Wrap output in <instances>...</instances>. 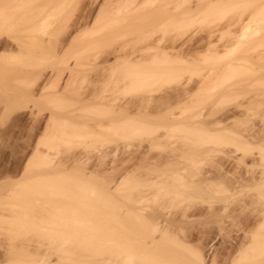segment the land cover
<instances>
[{
    "label": "bare ground",
    "instance_id": "obj_1",
    "mask_svg": "<svg viewBox=\"0 0 264 264\" xmlns=\"http://www.w3.org/2000/svg\"><path fill=\"white\" fill-rule=\"evenodd\" d=\"M226 1H230L228 4H230V3L233 4V2L235 4V0L234 1L226 0ZM226 1L225 0H0V78H1L0 95L3 99V101L5 102V104H7L8 106L10 105V107L16 108V106H18V108H19V106L21 107L27 103L28 104L32 103L33 105L30 108H29L30 105L28 107L25 106L28 108L29 115L34 114L35 111H37L36 113L48 112L47 115H49V116L46 115L45 119H43L45 121L44 132H46V133L43 132L41 134V136L39 138L40 140L42 139L41 137L44 136L45 134L47 136H49L50 139H51V137L53 138V136L56 135L55 140L57 139L58 142H63V143L66 140V141H68V144L70 143V141L73 143L75 141H80V142H78V144H82V143L85 144L86 139H87V141H88V139H89V141H90V139L106 141L107 140L106 138H111V137L116 138L115 136L117 134H119L121 137L129 138L132 135L134 136V135H138V134H141V135L144 133L146 134L147 132L149 133L156 126L159 127L160 125H158V124H162V126H163V123H164L165 126H167V127H165V129L169 128L168 133L166 131V134H168V135L165 134V136H163V137H162V135L160 137L157 136V138H155V140L157 142H159L161 138H164L168 141H169V139L170 140L172 139L171 141H174L176 138H180L179 139L180 141L182 139V141L186 140V142H187V139L190 142H191V140H193L194 141V142L192 141L193 146H194V143H196V142H198V143L200 142L199 144L202 145V141H203L202 139L204 138L205 140H208V138H209L208 137L206 139L207 136L204 134V131L202 132L203 129L208 128V127H206V126H208V124L203 125V127L205 126V128H201V126L196 125L199 122V121L195 122V121H197L196 118L198 117L199 114L197 111L198 108L195 105H197L196 103L199 104V102L194 103V100L197 101L199 98H201L199 96H201L202 94L208 93V95H209V92H206L204 87L207 86L209 88L208 91H210V88L213 87V86H211V84L214 85L212 82L215 81V79L216 80L218 79L217 77L215 78V76L217 74V70L218 69L220 70L221 67L217 68L218 66L216 65V67L212 68L213 66L211 65L212 69L216 68L217 70L213 71V73L210 74V75H212V76H210V79L207 78L208 79L207 81L202 79L205 82L204 83L202 82L200 84L196 83V82L193 83L194 81L190 80L191 77L188 75V73L190 72V74H191L193 72V70L195 71V69L192 68L193 66H195V64L194 65H192V64L195 63L194 59L196 58V55L199 54L198 48L200 47L202 49L203 48L202 46H204V48L206 50H208L207 51L208 53L211 51L213 53L214 49H212L211 47L214 46L213 42H216L215 40L213 41V39L216 37L215 33L219 34L222 32H226V31L219 32V29L224 30V29H226V27H228L227 29H229V25H230V27H232V25L235 23L238 27L235 25H233V27H236L238 29L239 25H240L241 29H238V31L240 32V30H241L242 31L241 33L245 34V32L248 31V29H251L252 26L249 25L251 22L255 24V21H257V20L261 19V21H264V0L260 1L259 3H256V5L253 7H252V5L255 4L254 2L256 0L255 1L252 0L253 2L248 1V0H243L242 2L245 5H246L247 1L249 2V4H250V2H251V4L253 3L252 5L251 4L250 5L254 9L253 11H251L252 13L248 14V11L250 10L248 7H250V6H248V7L246 6V8H248V9L244 8V11L247 10V11H245V14H246L245 18L246 19L240 17L243 19V20H241L239 17L238 18L235 17L237 20L239 19L238 21H240V22L238 23L236 19L235 20L233 19L231 21L229 20L232 23L234 21V23L230 24V22L228 21L229 24L228 25L225 24L226 25V26L224 25L225 27L223 25L218 26L219 25L218 23L216 26L215 25L216 22L214 23L215 19H213L214 21H211V19H209V21L211 22L210 23L211 26L213 27L215 25L217 28L215 26L214 27L218 30V32H215V30H216L215 28H212L213 30L211 28H208L209 30L207 29L205 31V32L209 31V32H207L206 35L205 34H202V36L198 35L199 31L197 32L198 33L197 34L195 31L196 29L194 28L193 23H195L196 21L199 22L200 16H203V15H205V17L210 15L209 16L210 18L214 17V16L211 17V14L212 15L217 14L216 16H218L217 11H219V9L222 8L223 6L220 7L219 9H217V7H215L216 4L220 6V4H221L220 2H224V4L222 3V5L225 6ZM236 1H238L239 4L241 3L240 6L242 8L244 7V6H242V2H240L241 0H236ZM244 1H246V2L244 3ZM257 1H259V0H257ZM238 3L235 5L238 6L239 5ZM234 4H233V6L237 9L235 11H237V13H239V11H238L239 6L236 7ZM231 5H229V6L234 8ZM213 7H215L214 10H213ZM242 8H240V9H242ZM215 10H216V13H215ZM212 11H214V12H212ZM219 12L221 13V11H219ZM241 13H244V12H241ZM241 13H239V14H241ZM236 15L238 16V14H235V16ZM242 16H245V15L243 14ZM248 16H250V17H248ZM195 18H196V20H195ZM193 19L195 20L194 22L192 21ZM204 19L202 18L200 20L205 21ZM190 21H192V24ZM207 21H208V19H207ZM188 22H190L191 25H189ZM186 23H188V24L186 26H183ZM212 23H214V24L212 25ZM257 23L258 22H256V24ZM260 23L261 22H259V24ZM196 24L197 23H195V26H196ZM247 24L249 25L250 28L249 27L247 28V26H248ZM263 24H264V22H263ZM187 26H189V27L191 26V28H194L195 30H192V31L195 34H193L191 31L192 34L191 33L190 34L192 36H190L187 33L189 35V36L187 35L188 39L186 38V36H184L186 39L183 37H182L183 38L182 39L181 36H183V35H182V32H180V31L183 27H187ZM221 26H223L224 29H221ZM244 27L247 28L245 32L243 31L245 29ZM254 27H256V26H253V28ZM238 31H236V33ZM201 32H203V31H200V33ZM170 33H172V34L170 35ZM241 33L239 34L240 36L243 35ZM213 34L215 37L213 36ZM238 38H236V40L239 41ZM184 39L187 41H185ZM234 39H235V36H234ZM232 41H233V38L231 39V42ZM238 41H237V43H238ZM199 43H201L203 45L199 46L197 48L198 50H194L193 46L196 44H199ZM237 43L235 42L236 45H237ZM227 44H226V49H229L230 47L227 48V46L230 44H228V45ZM215 45H217V44H215ZM216 47L218 48L219 46L217 45ZM213 48H215V47H213ZM195 49H196V46H195ZM209 49H211V50L209 51ZM224 49H225V46H224ZM224 49H222V50H224ZM215 50H216V48H215ZM229 50H231V49H229ZM215 52H217V50ZM215 52H214V55H215ZM218 52H219V50H218ZM218 52L216 53L217 54L216 56L219 55ZM228 52H230V51H228ZM198 57H200V56H198ZM198 57H197V59H198ZM197 59H195V60L197 61ZM222 59H220V60H222ZM236 60H237V58H236ZM236 60H234V58H233L231 61L232 63H230V61H225V60L223 61L222 60L221 63H222V65L223 64L229 65L228 64V62H229L230 65H232V67H233V64H234V66L237 65L236 66L237 68L233 67V69L234 68L238 69L239 62L237 60L238 63L236 64L235 63ZM192 61H194V62L192 64L191 63L189 64V62H192ZM198 61H199V59H198ZM197 62H196V65H198ZM184 63L192 66V67L190 66V69L187 68L188 70L186 71V73L182 72V70L184 69L183 71H185L186 70L185 68L187 67L186 64L183 65ZM216 64H217V62H216ZM195 67H197V66H195ZM228 67H231V66H228ZM232 67L229 69L232 72H235L232 70ZM223 68L224 67L222 66L221 72H222ZM226 68H227V66H226ZM219 70H218V72H220ZM228 70L227 69L225 70L226 73H228L227 72ZM230 70H229V73L231 74ZM225 71H223V72L225 73ZM181 73L182 74L184 73V75L188 76L190 79L188 77L184 78L183 77L184 75L180 76ZM214 73H216V74L214 75ZM224 73H222L223 75H221L219 73H218L219 75H217V76L223 77V78H221V79H224L221 83L222 85H223V83H225L224 82V81H226L225 77L227 76V75H224ZM260 73L258 74V76L260 75ZM262 74L260 75V77L263 76ZM194 75H196V73L194 74V72H193V76ZM260 77L258 79L264 78V77L263 78L262 77L260 78ZM177 78H180V79H177ZM186 78H188V79L185 80ZM173 79H175L179 82L184 80L183 81L184 83H181V84H185V81L188 82L190 80L191 82L193 81L192 82L193 84L191 83L192 86H190V87H189V85H187L188 87H186V85H183L184 86V88H183V87H181L182 85L176 81L177 83L180 84V85L177 84L178 87H180L184 90L181 91L179 93V95L177 94L178 95L177 97H172L171 99H169V101L166 102V105L169 102L168 105L167 106L165 105V107H163L161 110L159 109L160 111L157 112L155 115H152L155 110L152 111V113L150 112L151 114H148L146 112L142 113L141 111L140 112L131 111L132 106L129 107L130 102H129V104H128V102H126L128 105L126 103H124V104L117 103V100H118L117 98L119 97V95L122 96L121 92H127V91L129 92V90H132L134 92L135 89H137L140 92L141 90H143L141 88L145 89V87H148L151 84L157 83L158 81L159 82L163 81V82L168 83L169 81H172ZM90 80H92L90 84H92V82H93V84L95 83L97 85V89H95L96 86L93 87V89H95V90L90 93L91 95L88 94V91L90 89L87 88V90H86V85H83L85 82H87V81L89 82ZM190 81H189V84H190ZM217 81L215 82V84L219 83V85H216L218 87V86H220V78ZM88 82L86 84H89ZM172 82H174V81H172ZM198 82H200V81L198 80ZM186 84H188V83H186ZM235 84H238V83L235 82ZM222 85L220 86L221 88H222ZM91 86H93V85H91ZM223 86L225 88L227 87L226 84H224ZM84 87H85V89H84ZM224 87L222 89V91H224V92L220 91V93L221 94L224 93L227 96V93L229 91L231 92L232 90H231V87L229 88V85L227 88L229 91L227 89L224 90ZM82 88L85 90V91H82V93H84L83 95L79 93ZM177 88H176V90H177ZM137 90L135 92H136V94H139V93H137L138 92ZM145 91H147V89H145ZM145 91H144V93H146ZM216 91H218V90H216ZM263 91L264 90H262V94L264 93ZM128 92H127V94H128L127 97L131 94V93L129 94ZM211 92H212V90H211ZM141 93H142V91H141ZM220 93H218L219 96H220ZM123 94H125V93H123ZM213 94H214V92H212V96L214 97ZM229 94H231V93H229ZM216 95H217V93H216ZM166 96H167V93H166ZM170 96H168V98H170ZM197 96L199 97L198 99H197ZM262 96H264V95H262ZM71 97H73V98H71ZM42 98L46 99L48 102L46 101V103H45L42 101L43 104L40 103ZM123 98H124V96H123ZM205 98L206 97H204V99ZM209 98H210V96H209ZM261 99H263V98H261ZM121 100H123L122 102H125V99H121ZM141 100H143V97ZM161 100H159V101H161ZM68 102H71V105L69 106V108L66 109V107L68 106V104H67ZM139 102H141V101H139ZM44 103H45V105H44ZM1 104L4 105L3 103H1ZM146 105H147V103H146ZM158 105L159 104H157V106ZM143 106H145V105H143ZM160 106H162V105H160ZM10 107H6L5 109L7 110V108L9 109ZM139 107L141 108V106H139ZM149 107H147V108H149ZM187 108H189V109H187ZM196 108H197V110H195ZM65 109L67 111H65ZM139 109L137 111H139ZM150 109H151V107H150ZM184 109L192 111V112L189 111V113L191 112L190 114L187 113V114H189V116H187L186 113H185V115L183 114V112L185 111ZM147 110H149V109H147ZM157 111H158V109H157ZM244 113H246V111ZM183 115L186 117H184ZM201 116H203V115H201ZM194 118H195V120H194ZM204 118H205V116H204ZM224 119H227V118L225 117ZM38 120H39V118H38ZM198 120H200V118ZM236 120H237V118H236ZM44 121H43V123H44ZM204 121H208V120L206 119ZM229 128H227V129H229ZM249 128L250 127H248V129ZM257 128H259V127L256 126V129ZM256 129H254V130H256ZM237 130H239V129H237ZM244 130H245V128H244ZM251 131H252V129H251ZM262 131H264V130L262 129ZM207 132L210 133V131H207ZM223 132H227V131H223ZM255 132L256 131H253L251 133L255 134ZM151 133H153V132H150V136H151ZM202 133L206 137L205 136L202 137L203 136ZM228 134H230V133H228ZM228 134H226V135H228ZM231 134H232V132H231ZM263 134H264V132H263ZM263 134H261L260 137L258 136L259 139L257 136L255 137L256 134L254 136H249L250 134H248V135H246V137L247 136L253 137V138L255 137L258 140H260V139H262L261 137H264ZM158 135H160V133ZM235 135L236 134H234V136ZM238 135H240V134H238ZM257 135H259V133ZM147 136H143L142 138H144V137L146 138ZM155 136H156V134H155ZM211 136H213V135H211ZM241 136H242V134L240 135V137ZM49 137H47L48 140H49ZM58 137H60V138H58ZM117 137H118V135H117ZM121 137H119V139ZM200 138H202V139L197 141ZM219 138H220V135H219L218 139ZM39 139L37 141L38 144L40 143ZM62 139H65V140H62ZM82 139H83V141H82ZM141 139H139V140H141ZM189 139H191V140H189ZM215 139H217V138L215 137ZM237 139H240V138H237ZM121 140H122V138H121ZM176 140H178V139H176ZM179 140H178V142H179ZM213 140L209 141V142L220 141V140H217V141L216 140L213 141ZM123 141H125V140H123ZM128 141L130 142V140H128ZM241 141L243 142V140H241ZM98 142H96L94 144H98ZM109 142L112 143V141H109ZM116 142H118V141H116ZM125 142H127V141H125ZM203 142H205L206 145L204 144V145H202V147L203 146L207 147L209 142H207V141H203ZM229 142H231V141L229 140ZM100 143H102V142H100ZM103 143H105V145H106V142H103ZM131 143L133 144V142H131ZM192 143L190 145H192ZM237 143L238 142H235V144H237ZM244 143L247 144L248 146L245 145ZM66 144H67V142H66ZM89 144H92V142H90ZM108 144H109L108 145V147H109L110 143H108ZM116 144L117 143H115V145ZM140 144H141V141H140ZM154 144H155V142H154ZM157 144H159V143H157ZM187 144H185V145H187ZM210 144L211 143H209V146H210ZM260 144H261L260 147H258V149H257V147L256 148L254 147L255 142H252V144L249 145V142L244 141L241 144V148L240 149L238 148L239 149L238 151H241L243 154L237 160L238 162L237 161H235V162H237L240 165V164H242V161H244V159L247 160V158H245V157L247 154H249L250 149H252L251 148L252 145H254L253 147L255 149H252L251 152H253L254 150L257 149L258 150V152H257L258 154H256V155H258L257 158L260 156L261 157L260 160L261 159L264 160V145H263L264 142L262 143L260 140ZM169 145H173V144H169ZM183 145H184V142H183ZM111 146H113V143L111 144ZM187 146H189V145H187ZM227 146H229V145H227ZM256 146H259V145H256ZM100 147H101V144H100ZM189 147H191V146H189ZM212 147H214L213 149H217V147L215 148V146H212ZM231 147H229L230 150H231ZM238 147H240V145ZM208 148L209 147H207V150H208ZM118 149L120 150V147ZM127 149L128 148H126V151H127ZM181 149H182V147H181ZM181 149H180L181 152L184 151ZM189 149H190L189 151H191V148H189ZM38 150H39V148H38ZM192 150H193L192 152L195 151L194 149H192ZM203 150H204V148H203ZM209 150H210V148H209ZM220 150L221 149H219V151ZM230 150H228V151H230ZM197 151L199 154H201V152H199V150H197ZM217 151H218V149H217ZM217 151H214L213 153H216ZM235 151H236V149H235ZM185 152H187V151H185ZM185 152H183V154ZM192 152H190V153H192ZM210 152H211V150H210ZM254 152H256V151H254ZM140 153H142V152H140ZM133 154H131V155L133 156ZM42 155L43 154H41V156ZM81 155L82 154H80V156ZM125 155H126V153H125ZM138 155H139V153H138ZM179 155H180V153H179ZM194 155L195 154H193V155L191 154V156H194ZM256 155H253V156H256ZM51 156H53V155H51ZM115 156H116V152L114 155V158L116 159L117 157H115ZM205 156H208V155L205 153ZM87 157H89V156H87ZM135 157H136V155H134V158ZM178 158H180V157H178ZM251 158H253V157H251ZM44 159H45V157H44ZM92 159H93V157H92ZM98 159H99V157H98ZM142 159H143V157H142ZM234 159H233V161H234ZM84 160H82V161H84ZM128 160L129 159H127V161ZM149 160H151V159H149ZM185 160H187V159H185ZM175 161H177V160H175ZM208 161H210V160H208ZM247 161H249V160H247ZM189 162H191V160ZM192 162H193V164L195 163L194 161H192ZM203 162H201V161L197 162L196 161L197 164L198 163L200 164ZM263 162L264 161H261V164ZM89 163H91V162H89ZM171 163L172 162H170V164ZM205 163L207 164V162H205ZM101 164H102V162L100 163V166H101ZM108 164L102 165L105 167L103 169H100L101 167L97 168V169H94L92 167L94 170H92L91 172L88 171L89 173L88 172H86V173L82 172L81 175H80V173L78 175H76L77 174L76 173L74 176L66 175V173L64 171L59 170L62 168H59L57 170L58 166L56 169L48 168L44 171L38 172L35 176L33 175L34 178L32 177L33 181H32V184L30 186V188H32V189H30L29 192H26L25 194L27 195V193H29L30 195H34V196L28 195V198H27L28 200L23 201V203H22V201H20V205L22 207L20 209H18L19 207L17 208V206L13 205L14 207H16L15 209H18L15 212L18 215V218L16 217L18 221L15 220L16 223H12V222L9 223V224H11L10 226H12V229L15 228V230H16V228H17L16 231L15 230H13V231L19 232L20 229L28 231L29 230L28 228L32 227V229L31 228L30 229L31 230L34 229L33 234H35V231H38L39 232L38 234H41V235L44 234L45 237H46V235L49 236L51 240L53 239L52 241L59 242V243H57V246H58V244L59 245L61 244V246H60L61 248L56 247L57 248L56 250L60 251V253L58 251L59 254L56 253V255H58V256L61 254V251L63 249L66 250L65 253L66 252L70 253L69 248H72L70 246L74 244L73 242L76 239V236H77V240H76L77 243L76 244H78L77 246H80L81 244L84 245V242L87 241L85 239L87 235L85 236V234L92 232V229L95 231V233H94V231L92 232V234L94 233V235L98 231L99 232H100V230L102 231V229H100L101 228L100 227L101 222H98V221H100L99 218H101L102 217L101 215H103V214L99 215L98 214L99 211L97 212V210L98 209L101 210L100 207H102V206L105 208H106V206L110 208L111 205H113V206H114V204L118 205L120 203V201L126 199V198L123 199L124 197H122V200H121V198H120L121 196H129L131 194V193L130 194L125 193L123 190H120V187L122 184L119 185L120 181H119V183L118 182L116 183L115 179H117L118 177L115 178V174H114V173H116L115 171L118 168L116 170L114 169L117 167V166L116 167L113 166L114 162H112L109 165ZM181 164H182V162H181ZM195 164H194V166H195ZM199 164L196 166H199ZM87 165H88V163H87ZM105 165H107V166H105ZM250 165H251V163H250ZM181 166H183V165H181ZM203 166H204V164H203ZM213 166H211V167H213ZM97 167H98V165H97ZM236 167H237V164H236ZM249 167H251V169H252V166H249ZM88 168H89V166H88ZM161 168H162V166H161ZM194 168L196 169V167H194ZM208 168H209V166H208ZM110 169L112 171H109ZM176 169H179V168H176ZM187 169H188V167H187ZM213 169H215V168H213ZM248 169L249 168H247V170ZM256 169H254V170H256ZM180 170L181 169L175 171V175L177 173H179V175H177L175 177L177 179H175V181H173L172 184L164 182V184H166V187H169V189L170 188L172 189V190L170 189L171 191L169 190V192H171V195L172 196L175 195L177 197L176 203H178V205H176V206L174 205V208L177 207L178 209H180L179 210L180 216H179L178 221L174 220V221H176V223L171 221L172 216H170V220H169V222H167L168 224H165V228L162 229L157 224L158 222L156 223V221L159 219L158 218L156 221H154L156 225L152 224L151 227L149 228L150 230H152L151 229L152 227H153V230H156L157 229L156 227H159L160 230L162 229L161 230L162 231V234H161L162 238H163V240H165V242L167 241V246H166L167 249L169 251L172 250L170 253L173 252L172 253L174 256L173 261H171L172 260L171 259L170 261L172 263H167L168 261L167 262L165 261V259H167V257L162 256L160 254L158 255L157 251H156V253L153 251L154 254L150 253L152 251H148V252L146 251V253L151 254V256H150L151 260H150V259H148V254H146V253L144 254V252L138 251L139 255L137 254V256H139V259L142 256H144V259H142V258L140 259L142 262H139V263L144 264L143 260L146 259L144 261L145 264H148V263L149 264H264V211L260 212V214L258 213L259 215L255 216V217L253 216V218L251 217L252 218L251 219L250 217L247 216V214H245L246 211L248 210L246 207H250L249 205H251V207L255 206V204H258V199L257 198L253 199L254 197L253 198L247 197L246 200H245V198L242 199L244 197L243 194L245 195L246 191H252L253 190L252 193H254L255 191L260 192V190L262 189L260 187L263 186L261 184H264V182H263L264 179L261 178L262 181L259 180L257 178V175H256V177L253 175L252 176L249 175L250 179H244L243 177L238 178V179H237V177L236 178H234V177L233 178H226V176L224 178L223 172H222L223 177H221V176L215 177L216 176L215 174H214L215 175L214 177H211V176L207 175L206 173H205L206 175H204L203 172H205V171L203 169H202V171H200V173L203 175H200L201 177H199L197 175V173H195L196 175L195 174L194 175L188 174V171H187V174L185 173L186 175H184V174L182 175V174H180ZM230 170H233V169H230ZM234 170H235V168H234ZM259 170H260V168H259ZM108 171L110 172L109 176L114 174L113 175L114 179L110 178L111 176L105 177L103 179L104 176H108ZM120 171L121 170H119L118 172H120ZM213 171H217V170H213ZM260 171H257V172H260ZM104 172L105 173L107 172V174L105 175ZM111 172H114V173L111 174ZM170 173H171V175H173L172 171ZM198 173H199V171H198ZM215 173H217V172H215ZM230 173H228L229 176L232 175ZM128 174L130 175V173H128ZM219 175H221V174H219ZM225 175H227V174H225ZM122 176L120 175V177H122ZM130 176H132V175H130ZM178 176H179V178H178ZM195 176L196 177L198 176V178H196ZM240 176H242V175H240ZM243 176H244V174H243ZM141 177H143V176H141ZM130 178H129V180H130ZM170 178L172 179V176H170ZM125 179H126V177H125ZM139 179H141V178H139ZM145 179L143 180V183H144ZM129 180H128V182H131V184H128V185L130 186V185H132V183H133V185L130 187L128 186V188H132L134 186V183H136L134 181H137V178H136V180L134 178V181L133 180L129 181ZM160 180H162V179H160ZM25 181H27V180H25ZM140 181L138 180L139 184L142 183ZM152 181H153V179H152ZM155 182H158V181L155 180ZM161 182H162V185H161V188H162L164 185H163V181H161ZM168 182H169V180H168ZM25 183H23V184H25ZM122 183H124V182H122ZM148 183H150V182H148ZM117 184L119 186H117ZM125 184H127V183H125ZM125 184H123L124 187L122 186L121 189L125 188ZM139 184H136V185L138 186ZM154 184L152 186H154ZM159 185L160 184L158 182V186ZM27 187H29V186L27 185ZM141 187H142V185H141ZM126 188H127V186H126ZM145 188H147V187H145ZM157 188H156V190H157ZM47 189H49V190H47ZM133 190H135V188ZM143 190H144V188H143ZM150 190H152V189L150 188ZM163 190H164V188H163ZM165 190H167V188ZM126 192H127V190H126ZM158 192H160V190ZM161 192H162V190H161ZM20 193H22V192H20ZM123 193H125V194H123ZM252 193H250V194H252ZM18 194H19V192H18ZM49 194H52V196L55 195V199H54V197L50 198ZM133 194H134V192H133ZM247 194H249V193H247ZM14 195H16V194L14 193ZM36 195H39L40 200H42V202H40V201H38L39 199H36L39 202L38 206H36L37 203H36L35 198L38 197ZM249 195H247V196H249ZM255 195H258V194H255ZM169 196H170V193H169L168 197ZM29 197L30 198L33 197L34 199L33 198L30 199ZM146 197H147V195H146ZM259 197H260V195H259ZM262 197H263V195L261 196V198H259L260 199L259 201H261ZM170 198L171 197H169V199ZM127 199H128V197H127ZM165 199H166V197H165ZM22 200H24V199H22ZM33 200H35V201H33ZM133 200H134V197H133ZM125 201H127V200H125ZM164 201H166V200H164ZM173 201H175V200H173ZM5 202L7 203L8 201H5ZM14 202H16V201H14ZM34 202H35V206H34V204H32ZM167 202H168V200H167ZM223 202L228 203V204L225 206V203H223ZM218 203L219 204L223 203L224 206H222L220 208L214 207L215 205H218ZM196 204L198 207H200V206L201 207L194 209V207H197V206H195ZM1 205H2V203H1ZM119 205L121 206V204H119ZM203 205H208L207 207L205 206L206 207L205 211L208 210V212H206V214H205V212H203L204 211V209H202L204 207ZM5 206L8 207L7 204H5ZM189 206H190V208H193V211H192V209L188 208ZM251 207L249 208V210L251 209ZM128 208L131 209L132 207L128 206ZM139 208L140 207L138 206V209ZM171 208H173V207H171ZM259 208H261V205L259 206ZM259 208H258V206H257V208L255 207V209H258V210H259ZM11 209H12V207H10V210ZM15 209H13V210H15ZM72 209L75 211H78L79 213L81 212L82 214H85V213L87 214V212H89V214L91 212V215L95 214V216H96V214H98L99 216L98 215H97L98 217L96 216L98 218L97 219L98 221H95L93 223L90 222L91 220L88 221L89 218L87 217V215H85V216H86V219L88 218V220H86V219L84 220L83 217H82L83 219H80L79 217L77 218L74 216L71 217V216H69L70 215L69 213L72 214L73 211L70 212ZM169 209L167 208L168 212L170 213L171 209L170 210ZM13 210L11 212H13ZM140 210L141 209H139L138 211H140ZM17 211H19V212H17ZM131 211L135 212V210H131ZM163 211L166 212L165 209ZM256 211L254 210V212H256ZM124 212H126V211H124ZM141 212H143V211L141 210ZM247 212H250V211H247ZM257 212H256V214H257ZM13 213H12V216H13ZM118 213H120L119 210H118ZM161 213H164V212H161ZM173 213L171 215H173ZM4 214L7 215L9 213H4ZM82 214L80 216H82ZM251 214H253V213H251ZM1 215H3V214H1ZM91 215L89 216L90 218L94 217ZM132 215H133V213H132ZM139 215H141V214H139ZM139 215L137 216V217H139L138 220L140 219ZM152 215H153V213H152ZM176 215L177 214L175 213V216ZM7 216H6L5 220L3 219V217H5V216L1 217V219L9 222V220H6V219H9ZM12 216H10V217H12ZM14 216H16V215H14ZM75 216H77V215H75ZM119 216H121V215H119ZM134 216H136V215H134ZM154 216H155V214H154ZM250 216H252V215H250ZM127 217H129V216L127 215ZM142 217H147V216L143 215ZM152 218H149V219L151 220ZM177 218H178V216H177ZM13 219H14V217H12L11 221ZM71 219H73L74 223L76 221H78L79 219L80 220L78 221V223L81 221L82 222L83 221L88 222L89 224L91 223L90 226L87 223L85 225V227L89 226L90 228H88V229L91 231L85 229L84 225H83V227H84L85 231H83V229L81 228L82 223L79 224L82 232L79 233L77 231L78 230L77 227H75V229H73L71 231V227H70L71 226ZM133 219H135V218H133ZM154 219H155V217H154ZM166 219H167V216H166ZM3 220H0V221L2 222ZM120 220H122V219L120 218ZM120 220H117V221H120ZM124 220L125 219H123L122 221H124ZM128 220H126V221H128ZM101 221H104L103 218ZM134 221H137V220H134ZM130 222H131V219H130ZM142 222H144V221L142 220ZM171 222H173V223H171ZM106 223H107V221H106ZM127 223H129V222H127ZM150 223H153V222H150ZM150 223H148V224H150ZM130 224H132V223H130ZM144 224H145V222H144ZM2 225H4V224H2ZM5 225H7V224H5ZM75 225H77V224L75 223ZM135 225L136 226L131 225L132 227L131 226H129V227L132 228L133 230L134 229L135 230L140 229V225L137 226L138 224H136V222H135ZM171 225H173L174 227H177V232H175L173 230V228L170 227ZM118 226H123V225H121V223H120V225H117V227ZM161 226H162V224H161ZM129 227H127V228H129ZM192 227H196L195 230ZM1 228L2 227H0V229ZM102 228H104V226ZM123 228H125V227H123ZM130 228H129V230H130ZM141 228H142V226H141ZM10 229H11V227H10ZM10 229H8V231H10ZM26 229H28V230H26ZM98 229H100V230H98ZM115 229L116 228H114V230ZM117 229H116L117 231H115L118 233V234L116 233L117 237H118V235L122 236V234L125 233L124 229H120V227ZM159 229H158V231H159ZM190 229H193L194 231L191 232ZM5 230H2V231H5ZM121 230H124V232ZM137 230H136V232H137ZM70 231L71 232L74 231V232L70 233ZM146 231L148 232L147 229H146ZM158 231H156V232L157 233L161 232V231H159V232ZM15 232H14V235H15ZM130 232H128V234ZM149 232H151V231H149ZM153 232L155 233V231H153ZM23 233H24V231H23ZM29 234H32V232ZM36 234H37V232H36ZM77 234H79L80 236ZM92 234L89 237H91V238L95 237V239H96L97 238L96 235L92 236ZM11 236H13V233ZM78 236H79V238H78ZM84 236H85V238H83ZM97 236L99 237L100 235H97ZM8 237H9V235H8ZM72 237L73 238L75 237V239L72 240ZM127 237H129V238H127V241H125V242H126V244H128V246H130L129 244L132 241H134L135 238L130 239V235ZM87 238H88V236H87ZM91 238H88V240L90 239L89 241H91ZM125 238H126V236H125ZM131 238H133V237H131ZM153 238H155V236ZM162 238H160V240H162ZM190 238H192V239H190ZM79 239H83V241L85 239V241L83 243L79 242L80 243V245H79V243H78ZM98 239H101V236ZM98 239H97V241H100ZM116 239H118V240L116 241ZM111 240H115L116 241V242L114 241L115 244L118 242L120 243V244H117L118 246L116 245L118 248L113 247L115 249L114 250L115 252H113V253H117L119 251L118 249H120L121 245L125 244L124 242H120V241H123L126 239L123 238L122 240L119 241V238H115V239H111ZM139 240H142V239H139ZM219 240L223 241L222 242L223 245H221L222 244L221 243V244H219L221 246H216V245H218L217 243H219ZM47 241H49V240L47 239ZM80 241H82V240H80ZM89 241H88V243H86V242L85 243L90 245L91 243H89ZM135 241H136L135 243H138L137 240H135ZM153 241H155V240H153ZM69 242H71V243H69ZM43 243H45V242H43ZM51 243H53V246H54V244L56 246V243H54V242H51ZM133 243H131V244H133ZM135 243L133 245H135ZM150 243H151V241H150ZM8 244H10V243H8ZM13 244H15V241ZM68 244H71V245H69V247H68L67 246ZM126 244H125V246L127 247ZM156 244H155V247H156ZM133 245H131V246H133ZM140 245L141 244H139V246ZM143 245H145V244H143ZM49 246H51L49 248H50V253H51L50 255H52L53 251L55 252V246L54 247L52 245H49ZM81 246H80V249H81ZM139 246H137V247H139ZM62 247H63V249H62ZM88 247L90 248L91 245ZM97 247L98 246L96 245V248ZM143 247H142V249L140 247V249L143 250ZM148 247H149V245H148ZM152 247H154V246H152ZM163 247H164V245H163ZM7 248H9V246ZM92 248H94V247H92ZM45 249H46V247H45ZM101 249H104V248L101 247ZM127 249L130 250V247ZM154 249H156V248H154ZM12 250H13V248H12ZM85 250H86V248H85ZM98 250H100V249L98 248ZM120 250H122L124 254L127 253V252H124L125 248H122ZM131 250L132 251L134 250L132 252V254H134V256L130 255L131 253L129 254V252H131ZM131 250L126 255H128V256L130 255L131 257L133 256L134 259H136L137 256L135 258V255L137 252H135V251H137L138 249L137 250L131 249ZM148 250H150V249H148ZM166 250H165V253H166ZM72 251H73V249H72ZM87 251H88V249H87ZM95 251H97V249ZM122 251H119L117 253L118 256L120 255L119 258H125L126 257V256L122 257V255H121V254H123ZM46 252H48V251L46 250ZM84 252H86V251H84ZM92 252H93V250H92ZM9 253L11 254L12 252L9 251ZM39 253H41V252H39ZM78 253H79V251H78ZM70 254H64V256L62 255V258L63 257L66 258ZM80 254H82V253H80ZM174 254H176V255H174ZM29 255H30V253H29ZM47 255L48 254H46V256ZM53 255H55V254L53 253ZM13 256L15 258V254ZM23 256H24V254L22 255V258H20L21 257L20 256L19 258L14 259L17 264H33L34 263L33 261L37 255L34 254L35 257L33 258V261L31 259H29V256H27L29 260L27 258L23 259ZM83 256H84V254H83ZM130 256L128 258L126 257V259H128V260L130 259L131 261L129 260L128 262H126L127 260L124 259V262H125L124 264H127V263L130 264L132 262H133L132 264H134L135 263L134 261H137V259L136 260L133 259V261H132V258ZM152 256L154 257L153 259H152ZM38 257H40V256H38ZM41 257H40V259H42ZM76 257H75V259H76ZM10 258H11V256H10ZM54 258H55V256H54ZM62 258H61V261H62ZM71 258L72 257H70V259ZM119 258H118V260H119ZM43 259H44V256H43ZM49 259H47V260H49ZM83 259H86V258H83ZM139 259H138V261H139ZM2 260H3V258H2ZM67 260H68V258H67ZM80 260H74V262L77 261V263H78V261H80ZM118 260H117V263H115V264H119ZM122 260H121V262H122ZM148 260H150V261H148ZM68 261H70V260H68ZM82 261H84V260H82ZM36 262H37V260H36ZM40 262H42V261H39V263H37V264H41ZM85 262H86V260L84 261V263ZM42 263L44 264V262H42ZM12 264H14V262ZM50 264H51V262H50ZM55 264H57V262Z\"/></svg>",
    "mask_w": 264,
    "mask_h": 264
},
{
    "label": "rangeland",
    "instance_id": "obj_2",
    "mask_svg": "<svg viewBox=\"0 0 264 264\" xmlns=\"http://www.w3.org/2000/svg\"><path fill=\"white\" fill-rule=\"evenodd\" d=\"M226 1V0H225ZM232 1H234V0H232ZM243 0H241L240 2H242ZM248 1H252V0H248ZM247 1V3H246V5L245 4H243V2H242V6H244L243 8L240 6V4L238 3V1H236L235 0V4H239L238 6H239V8H238V11H239V13H241V12H244V13H241V14H239V13H237V11H235V10H237L234 6H233V4H234V2H233V4L232 3H230V4H228L230 1H226V3H225V6L224 5H222V3L224 4V2H220L221 4H220V6L219 5H217L216 4V6L215 7H217V9H219L220 7H222V8H220L219 9V11H221V13L219 12V11H217V13H218V16H216L217 14H211V17L212 16H214L213 18H210L209 16H206L205 17V15H203V16H200V19H204L205 21H202V20H200L199 18V22H195V23H197L196 24V26H195V23H193V25H194V28L196 29H194V28H191V26L189 27V26H187V27H183L182 29H181V31L180 32H182V35L183 36H181V38L183 37V38H185L184 36H186V38L190 35V36H192L191 34L193 33V34H195L192 30H195L196 31V33L198 34V35H201L202 36V34H207V32H209V31H207V32H205L208 28H215L216 26H217V23L219 24L218 26H220V25H228L229 24V22L231 21V20H235L236 18H240V17H242V18H244V19H246L245 17H246V14H245V11H247V10H245L244 11V8L245 9H250L249 11H248V14L249 13H252L251 11H253L254 9L252 8L253 6H255L256 5V3H259L260 1H262V0H259V1H255V0H253V1H255L254 3V5H252L251 4V2H250V4L252 5V7H251V5L249 4V2ZM252 1V2H253ZM237 2V3H236ZM246 1H244V3H245ZM219 4V3H218ZM232 4V5H231ZM234 4V5H235ZM229 5H231V6H233L234 8H232V7H230ZM219 6V7H218ZM236 6V5H235ZM238 6H236V7H238ZM246 6L248 7V6H250V7H248V8H246ZM215 7H213V10L215 9ZM240 8H242V9H240ZM222 9V10H221ZM252 9V10H251ZM212 12H214V11H212ZM215 13H216V10H215ZM220 13V14H219ZM235 14H238V16L236 15L235 16ZM245 15V16H242V15ZM247 14V15H248ZM252 15V14H251ZM199 17V16H198ZM202 17V18H201ZM209 17V18H208ZM236 17V18H235ZM248 17H250V16H248ZM252 17V16H251ZM197 18V17H196ZM196 18H195V20H196ZM208 19V21H209V19H211V21H214L213 19H215V21H214V23H215V27L213 26H211V22L209 21H207V19ZM242 18H240L241 20H243ZM197 19V20H198ZM194 19L192 20L193 22L195 21ZM230 20V21H229ZM237 20V19H236ZM239 20V19H238ZM237 20V22L239 23L240 21H238ZM192 21H190L191 22V24H192ZM229 21V22H228ZM190 22H188L189 23V25H191L190 24ZM236 22V21H235ZM236 22V23H237ZM256 22H258L257 24L259 25H257L256 24ZM259 22H261L260 24H259ZM263 22L264 21H261V19L260 20H257V21H255V24L254 23H250L249 25L250 26H252L251 27V29H248V31H246V29L249 27V25L247 26V28H245L243 31L245 32V34L244 33H241L242 31L240 30V32L238 31V29H241L240 27V25H239V28L237 29L236 27H233V25H235V26H237L235 23H234V21H233V23L232 22H230V24L232 23L233 25H232V27H230V25H229V29H227L228 27H226V29H224V27L226 26H221V29H224V30H220L219 29V32H222V31H226V32H222V33H219V34H217V33H215V35H216V37L214 36V34H213V36L216 38H214L213 39V41L215 40L216 42H213L214 44V46H212L211 48L212 49H214V51H213V53H212V51L211 52H207L208 50H206L205 48H204V46H202L203 44H201V43H199V44H196V45H194L193 47H194V50H198L199 49V51H198V55H196V58L195 59H197V57L198 56H200V57H198V59H199V61H198V59H197V61L194 59V61H195V63H193L194 61H192V62H189V64L191 63H193L192 65H194L195 64V66H197V67H195V66H191V65H188V64H186V63H184L183 65H187V67L185 68L186 70L185 71H183L182 70V72H185L186 73V71L188 70L187 68H189L190 69V66L192 67V68H194L195 69V71L193 70V72H194V74L196 73V75H194L193 76V72L190 74V72L188 73V75L191 77V79L188 77V76H186V75H184V73L182 74H180V76L181 75H184L183 77L185 78V77H188L190 80H193L192 82L193 83H204L205 81H207L208 79L207 78H209L210 79V76H212V75H210V74H212L213 73V71H215V70H217L216 68L215 69H212V68H214V67H216V65L218 66L217 68H219V67H221L220 68V72H221V69H222V66L224 67L223 68V70H222V72L220 73V72H218V70H217V74L216 73H214V75L216 74V76H215V78L217 77L218 79L217 80H219V78H220V86L222 85L221 83H222V81L224 80V79H221V78H223L222 76H217V75H219V74H221V75H223L222 73H224L223 71H225L226 69L228 70L229 68H231L232 67V65H230V63H232L231 61H232V59L234 58V60H236V58H237V60H238V62H239V66H238V69H235V68H237L236 66L237 65H235L234 66V64H233V67H235L234 69H233V67H232V70L233 71H235V72H232L230 69V71H231V74L229 73V70L227 71L228 73H226V71H225V73H224V75H227L225 78H226V81H224L225 83H223V85L224 84H226L227 85V87L225 88L223 85H222V88L220 87V86H216V85H219V83L217 84H215V82L217 81L216 79H215V81H213L212 83L216 86H214V85H212L211 84V86H213L212 88H210V91H208L209 90V88L206 86V87H204V89H205V91L206 92H209V95H208V93H206V94H202L201 96H199V97H201V98H199L198 96H197V101H195L194 100V103H196V102H199V104L198 103H196L197 105H195L197 108H198V110H197V108L195 109V110H197L198 111V119L200 118V120H198L197 118H196V120L197 121H195V122H198L196 125H198V126H201V128H205V126L203 127V125L204 124H208V126H206V127H208V128H205V129H203L202 130V132L204 131V134L207 136H205L203 133H202V137H206V139L208 138V140L209 141H212L213 139L214 140H220V141H218V142H209L208 140H205L204 138L202 139V138H200V139H198L197 141H199V140H203V141H207V142H209V143H211L210 144V146H209V143H208V145H207V147H209L210 148V150H211V152H210V150H209V148H208V150H207V147L206 146H203L202 147V145H204L205 144V142H203L202 141V145H200L198 142H196V143H194V146H193V143H192V141L193 140H191V139H189V140H191V142L190 141H188V139H187V142H186V140H184V141H182V139H181V141L179 140L180 138H176V139H178L179 140V142H178V140H176L175 138V140L174 141H171L170 139H169V141L168 140H166V139H164V138H161L160 139V141L159 142H157L156 140H155V138H157V136H161L162 135V137L163 136H165V134H166V131H167V133H168V131H169V128H167V129H165V127H167V126H165V124L163 123V126H162V124H158V125H160L159 127L158 126H156L154 129H152L150 132H153V133H151V136H150V132L148 133H144V134H138V135H132L131 137H129V138H126V137H121L119 134H117L118 135V137H117V135L115 136L116 138H114V137H111V138H106L107 140L106 141H102V140H92V139H90V141H89V139H88V141H87V139L84 141L85 142V144H83L82 142V144H78V142H80V141H75L74 143L73 142H71L70 141V143L68 144V141H66L65 139H62V140H65L66 142H67V144H66V142L64 141V143L63 142H58V140L56 139L55 140V138H56V135H54L53 136V138L51 137V139H50V137L49 136H47L46 134L44 135V136H42L41 138V140L39 139L40 138V136H41V134L44 132V129H45V121L43 120V119H45V117H46V115H47V113L48 112H44V113H36L37 111H35L34 112V114H32V115H29V111H28V106H29V108L33 105L32 103H27V104H25L24 106H19V108H18V106H16V108L15 107H10V105L8 106L7 104H5V102L3 101V99H2V97H1V95H0V205H1V203H2V205L0 206V220H5V218H6V216L9 218V219H6V220H9V222L8 221H0V227H2L1 229H0V264H12L13 262H14V264H17L16 263V261L14 260V259H16V258H19L20 256V258H22V255L24 254V256H23V259H25V258H27L28 259V257L27 256H29V259H31L32 261H33V258L35 257L34 256V254H36L37 256L35 257V259H34V263L36 262V260H37V262L35 263V264H37V263H39V261H42V262H44V264H50V262H51V264H55L56 262H57V264H83L84 263V261L86 260V264H115V263H117V260H118V258H119V256H118V252L119 251H122V250H120V249H122V248H125V250H124V252H129L131 249H135V250H137V251H135V252H137L136 253V255H135V258H136V256H137V254L139 255V253H138V251L139 252H144V254L146 253V251L148 252V251H152V252H150V253H152V254H154V252L156 253V251H157V254L159 255H162V256H165V257H167V259H165V261L167 262V263H172L171 261H173V252L172 253H170L171 251H169L168 249H167V241L165 242V240H163V238H162V229L163 228H165V224H168L167 222H169V220H170V216H172V220L171 221H173V222H175L176 223V221H178V219H179V214H180V209H178L177 207H175L174 208V205L176 206V205H178V203H176V196L175 195H171V192H169V190L171 189H169V187H166V184H164V182H166V183H173V181H175V179H177V178H175L177 175H179V173H177L176 175H175V171L176 170H179V169H181L180 170V174H184V175H186L187 174V171H188V174H192V175H194L195 173H197V175L199 176V177H201L200 175H209V176H211V177H214L215 175V177H219V176H221V177H223L224 176V178H225V176H226V178H236L237 177V179L238 178H241V177H243L244 179H250L249 177L250 176H255L256 177V175H257V178L259 179V180H261L262 181V179H264V162L261 164V161H264V160H260V156L257 158V156L258 155H256V154H258L257 152H258V147H260V140H261V142L263 143L264 142V137H261L262 139H260V140H258L259 139V137H260V135L261 134H263V132L264 131H262V129L264 130V96H262V95H264V93L262 94V90H264V24H263ZM188 23H186L185 25H183V26H186ZM214 23H212V25L214 24ZM221 23V24H220ZM252 24V25H251ZM253 26H256V27H254L253 28ZM258 26V27H257ZM193 27V26H192ZM197 27V28H196ZM238 27V26H237ZM217 28V27H216ZM215 28V29H216ZM219 28V27H218ZM250 28V27H249ZM191 29V30H190ZM210 29V30H211ZM209 30V29H208ZM213 30V29H212ZM211 30V31H212ZM230 32H229V31ZM238 31L237 33H236V31ZM190 31V32H189ZM191 31H192V33H191ZM200 31H203V32H201L200 33ZM215 32H218V30L216 29L215 30ZM189 35H188V34ZM191 33V34H190ZM243 34L242 36H240L239 34ZM172 33H170V35H171ZM222 34V35H221ZM169 35V36H170ZM188 35V36H187ZM218 35V36H217ZM204 36V35H203ZM234 36H235V39H234ZM237 36V37H236ZM239 37V38H238ZM241 37V38H240ZM182 38V39H183ZM185 38V39H186ZM190 38V37H189ZM213 38V37H212ZM233 38V41L231 42V39ZM236 38H238L239 39V41L238 40H236ZM184 39V40H185ZM188 39V38H187ZM220 41H219V40ZM212 40V39H211ZM185 41H187V40H185ZM184 41V42H185ZM206 41V40H205ZM230 41V42H229ZM237 41H238V43H237ZM228 44H230V45H228ZM235 42L237 43V45L235 44ZM215 44H217L219 47L217 48L216 46L217 45H215ZM226 44L228 45L227 46V48L228 47H230L229 49H231V50H229V49H226ZM225 46V49H224V46ZM232 45V46H231ZM195 46H196V49H195ZM199 46H202L203 48V50L199 47ZM199 47V48H198ZM213 47H215L216 48V50H217V52H218V50H219V52H218V56H216L217 54V52H215L216 50H215V48H213ZM223 47V48H222ZM236 47V48H235ZM198 48V49H197ZM224 49V50H222V49ZM242 49V50H241ZM211 49H209V51H210ZM230 51V52H228V51ZM201 51V52H200ZM204 52V53H203ZM214 52H215V55H214ZM203 53V54H202ZM220 57V58H219ZM223 58V59H222ZM219 59V60H218ZM220 59H222L223 61L225 60V61H230V63L228 62V64L229 65H222V63H221V61L222 60H220ZM230 59V60H229ZM237 60H236V64L238 63L237 62ZM219 61V62H218ZM196 62H197V64L198 65H196ZM216 62H217V64H216ZM233 62V63H234ZM222 65H220V64ZM224 63V62H223ZM227 63V62H226ZM214 64V65H213ZM220 66H219V65ZM261 64V65H260ZM2 65V64H1ZM211 65L213 66L212 68H211ZM189 66V67H188ZM226 66H227V68H226ZM228 66H231V67H228ZM263 66V67H262ZM261 67V68H260ZM212 69V70H211ZM191 70V71H192ZM261 72V73H260ZM219 73V74H218ZM260 73V75L262 74L263 76H261L263 79H258L259 77H260V75L258 76V74ZM209 75V76H208ZM258 76V77H257ZM256 77V78H255ZM260 77V78H261ZM181 78V77H180ZM180 78H177V79H180ZM183 78V79H184ZM188 78H186L185 80H187ZM193 78V79H192ZM196 80H195V79ZM206 78V79H205ZM205 80V81H203V80ZM250 79V80H249ZM189 80V81H190ZM198 80L200 81V82H198ZM202 80V81H201ZM0 81H1V78H0ZM91 81L92 80H90L88 83L89 84H86L87 82H85L83 85H86V90H87V88H89L88 90V94H90L91 92H93L95 89H97V85L94 83L93 84V82H92V84H90L91 83ZM172 81H174V82H172ZM172 81H169L168 83H166V82H163V81H161V82H157V83H154V84H151L150 86H148V87H145V89H147V91H145V89L144 88H141V89H143V90H141L142 91V93H141V91L139 92L137 89H135V91L137 90L138 92L137 93H139V94H136V92L134 91H132V90H129V96L127 97V92H121V94H122V96L121 95H119V97L117 98L118 100H117V103H119V104H124V103H126V102H128V104H129V102H130V104H129V107L130 106H132L131 107V111H133V112H146V113H148V114H151L152 113V111H154L153 112V114L152 115H155L157 112H159L163 107H165V105H166V102L167 101H169V99H171L172 97H177L178 95H179V93L181 92V91H183L184 89H182V88H180V87H178V85H180L181 83H184L183 81H177V80H175V79H173ZM179 82V83H177V82ZM189 81L188 82H186L185 81V84H181L182 86L181 87H183L184 88V86L183 85H186V87H188L187 85H189V87L190 86H192V82L190 81V84H189ZM240 83H239V82ZM218 82V81H217ZM235 82H237L238 84H235ZM186 83H188V84H186ZM192 83V84H191ZM178 84V85H177ZM1 85V84H0ZM91 85H93V86H91ZM153 85V86H152ZM195 85V84H194ZM228 85H229V88L231 87V92L227 89L228 88ZM90 86V87H89ZM96 86V87H95ZM176 86V87H175ZM1 87V86H0ZM93 87H95V89H93ZM175 87V88H174ZM178 87V88H177ZM221 89H220V88ZM223 87H224V90L225 89H227L229 92L227 93V96L223 93V94H221L220 93V91L221 92H224V91H222V89H223ZM176 88H177V90H176ZM203 88V87H202ZM219 88V89H218ZM84 89H85V87H84ZM83 88L81 89V91L79 92L80 94H84V93H82V91H85ZM93 89V90H92ZM92 90V91H91ZM175 92H174V91ZM211 90H212V92H214V97L212 96V92H211ZM216 90H218V91H216ZM144 91L146 92V93H144ZM172 91V92H171ZM204 91V92H205ZM87 92V91H86ZM85 92V93H86ZM211 92V93H210ZM217 93V95H216V93ZM264 92V91H263ZM123 93H125V94H123ZM135 93V94H134ZM166 93H167V96H166ZM173 93V94H172ZM218 93H220V96L218 95ZM229 93H231V94H229ZM87 94V93H86ZM87 94V95H88ZM93 94V93H92ZM178 94V95H177ZM91 95V94H90ZM171 95V96H170ZM173 95V96H172ZM225 95V96H224ZM123 96H124V98H123ZM166 96V97H165ZM168 96H170V98H168ZM206 97L205 99H204V97ZM209 96H210V98H209ZM217 96V97H216ZM262 96V97H261ZM142 97H143V100H141L142 99ZM146 97V98H145ZM165 97V98H164ZM71 98H73V97H71ZM214 98V99H213ZM261 98H263V99H261ZM44 98H42V100L40 101V103H42L43 104V102H45L46 103V99H44ZM121 99H125V102H122L123 100H121ZM128 101H127V100ZM163 101H162V100ZM133 100V101H132ZM147 100V101H146ZM159 100H161V101H159ZM43 101V102H42ZM139 101H141V102H139ZM159 101V102H158ZM263 101V102H262ZM23 102V101H22ZM21 102V103H22ZM48 102V101H47ZM135 102V103H134ZM138 102V103H137ZM1 103H3L4 105H2ZM26 103V102H25ZM45 103H44V105H45ZM146 103H147V105H146ZM169 103V102H168ZM168 103H167V105H168ZM48 104V103H47ZM68 104V106L66 107V109L67 108H69V106L71 105V102H68L67 103ZM66 104V105H67ZM127 104V103H126ZM127 104V105H128ZM156 104V105H155ZM157 104H159L158 106L160 107H158L157 106ZM141 106V108L138 106ZM143 105H145V106H143ZM160 105H162V106H160ZM166 105V106H167ZM5 106V107H4ZM25 106H27V107H25ZM134 106V107H133ZM143 106V107H142ZM151 107V109H150V107ZM157 108H156V107ZM6 107H10L9 109L7 108V110L5 109ZM147 107H149V108H147ZM24 110H23V109ZM134 108V109H133ZM136 108V109H135ZM140 108V109H139ZM156 108V109H155ZM13 109V110H12ZM65 109V111H67ZM139 109V111H137ZM147 109H149V110H147ZM157 109H158V111H157ZM160 109V110H159ZM187 109H189V108H187ZM246 109V110H245ZM5 110V111H4ZM135 110V111H134ZM144 110V111H143ZM147 110V111H146ZM185 110V109H184ZM183 110V111H184ZM25 111V112H24ZM182 111V112H183ZM189 111H191V110H185L184 112H183V114L185 115V113H186V115L187 116H189V114L192 112H190L189 113ZM246 111V113H244ZM151 112V113H150ZM208 112V113H207ZM249 112V113H248ZM181 113V112H180ZM187 113H189V114H187ZM203 113V114H202ZM210 113V114H209ZM244 113V114H243ZM42 114V115H41ZM231 114V115H230ZM251 114V115H250ZM23 115V116H22ZM26 115V116H25ZM183 115V116H184ZM201 115H203V116H201ZM209 117H208V116ZM211 115V116H210ZM226 115V116H225ZM229 117H228V116ZM235 115V116H234ZM20 116V117H19ZM44 116V117H43ZM47 116H49V115H47ZM182 116V115H181ZM204 116H205V118H204ZM251 116V117H250ZM31 117V118H30ZM36 117V118H35ZM43 117V118H42ZM184 117H186V116H184ZM227 118V119H224V118ZM237 118V120H236V118ZM241 117V118H240ZM249 119H248V118ZM25 118V119H24ZM38 118H39V120H38ZM183 118V117H182ZM204 118V119H203ZM229 118V119H228ZM243 118V119H242ZM246 118V119H245ZM208 120V121H204V120ZM253 119V120H252ZM194 120H195V118H194ZM241 120V121H240ZM249 120V121H248ZM251 120V121H250ZM262 122H261V121ZM38 121V122H37ZM43 121H44V123H43ZM36 122V123H35ZM203 122V123H202ZM43 124V125H42ZM202 124V125H201ZM256 124V125H255ZM197 126V127H198ZM256 126L257 127H259V128H257L256 129ZM230 127V128H229ZM248 127H250L249 129H248ZM160 128V129H159ZM227 128H229V129H227ZM244 128H245V130H244ZM256 129V130H254V129ZM262 128V129H261ZM215 129V130H214ZM234 131H232V130ZM237 129H239V130H236ZM243 129V130H242ZM251 129H252V131H251ZM260 131H259V130ZM207 131H210V133L209 132H207ZM216 131V132H215ZM223 131H227V132H223ZM253 131H256L255 132V134L254 133H251V132H253ZM231 132H232V134H231ZM262 132V133H261ZM44 133H46V132H44ZM143 133V132H142ZM156 134V136H155V134ZM160 133V135H158ZM162 133V134H161ZM228 134V133H230V134H228V135H226V134ZM236 134L235 136H234V134ZM259 133V135H257ZM154 134V135H153ZM164 134V135H163ZM238 134H242V136L240 137V135H238ZM244 134V135H243ZM248 134H250L249 136H254L255 135V137L257 136H259L258 137V139L257 138H253V137H249V136H247L246 137V135H248ZM35 135V136H34ZM141 135V136H140ZM166 135H168V134H166ZM211 135H213V136H211ZM219 135H220V138L222 139H218V137H219ZM264 135V134H263ZM138 136V137H137ZM143 136H147L146 138L144 137V138H142ZM217 138V139H215V137ZM229 136V137H228ZM234 138H233V137ZM239 136V137H238ZM245 136V137H244ZM47 137H49V140H48V138ZM119 137H121L122 138V140H121V138L119 139ZM149 137V138H148ZM244 139H243V138ZM58 138H60V137H58ZM63 138V137H62ZM118 138V139H117ZM124 138V139H123ZM142 138V139H141ZM237 138H240L241 140H243V142L245 141V142H249V145H251L252 144V142H255V146L254 145H252V149H255L256 147H257V149L256 150H254V151H256V152H251L252 151V149H250V151H249V154H247L246 155V157L245 158H247V160H249V161H247L246 159H244V161H242V164H238L237 162V160L241 157V155L243 154L241 151H238L240 148H241V144L243 143L240 139H237ZM38 139L40 140L39 142V144L37 143V141H38ZM110 139V140H109ZM113 139V140H112ZM127 139V140H126ZM139 139H141V140H139ZM153 139V140H152ZM212 139V140H211ZM249 139V140H248ZM253 141H252V140ZM92 140V141H91ZM123 140H125V141H127V142H125V141H123ZM128 140H130V142L128 141ZM132 140V141H131ZM152 140V141H151ZM166 140V141H165ZM213 140V141H214ZM229 140L232 142H229ZM248 140V141H247ZM255 140V141H254ZM263 140V141H262ZM60 141V140H59ZM82 141H83V139H82ZM99 141V142H98ZM109 141H112V143H113V146H111V142H109ZM116 141H118V142H116ZM140 141H141V144H140ZM150 141V142H149ZM155 142V144H154V142ZM177 141V142H176ZM222 141V142H221ZM90 142H92V144H89ZM96 142H98V144H94V143H96ZM100 142H106V145H105V143H100ZM123 142V143H122ZM131 142H133V144L131 143ZM153 142V143H152ZM164 142V143H163ZM176 142V143H175ZM183 142H184V145H183ZM194 142V141H193ZM206 142V143H207ZM235 142H238L237 144H235ZM259 142V143H258ZM72 143V144H71ZM108 143H110V146L108 147ZM115 143H117L116 145H115ZM126 143V144H125ZM130 145H129V144ZM157 143H159V144H157ZM178 143V144H177ZM188 143V144H187ZM192 143V145H190ZM235 145H234V144ZM258 143V144H257ZM94 144V145H93ZM100 144H101V147L103 148H101L100 147ZM153 144V145H152ZM164 144V145H163ZM169 144H173V145H169ZM185 144H187V145H189V146H191V147H189V146H187V145H185ZM245 144V143H244ZM254 144V143H253ZM92 147H91V146ZM98 145V146H97ZM119 145V146H118ZM169 145V146H168ZM196 145V146H195ZM206 145V144H205ZM215 146V148L217 147V149H218V151H217V149H213L214 147H212V146ZM227 145H229V146H227ZM234 145V146H233ZM237 145V146H236ZM240 145V147H238ZM245 145H247V144H245ZM256 145H259V146H256ZM264 145V144H263ZM97 146V147H96ZM104 146V147H103ZM107 146V147H106ZM119 148L120 147V150L117 148V147ZM168 146V147H167ZM184 146V147H183ZM198 146V147H197ZM232 146V147H231ZM248 146V145H247ZM255 148H254V147ZM35 147V148H34ZM116 147V148H115ZM123 147V148H122ZM128 148L127 149V151H126V148ZM171 147V148H170ZM181 147H182V149H181ZM187 147V148H186ZM201 149H200V148ZM226 147V148H225ZM229 147H231V150H230V148ZM234 147V148H233ZM38 148H39V150H38ZM97 148V149H96ZM108 148V149H107ZM186 148V149H185ZM189 148H191V151H189L190 149ZM203 148H204V150H203ZM239 148V149H238ZM33 149V150H32ZM36 149V150H35ZM93 149V150H92ZM105 149V150H104ZM114 149V150H113ZM175 149V150H174ZM180 149L181 150H184V151H180ZM192 149H194L195 151V153L194 152H192L193 150ZM219 149H221L220 151H219ZM223 149V150H222ZM227 149V150H226ZM235 149H236V151H235ZM93 152H92V151ZM100 150V151H99ZM116 150V151H115ZM122 150V151H121ZM130 150V151H129ZM174 150V151H173ZM179 150V151H178ZM197 150H199V152H201V154H199L198 153V151ZM207 150V151H206ZM228 150H230V151H228ZM59 151V152H58ZM91 151V152H90ZM95 151V152H94ZM99 151V152H98ZM105 151V152H104ZM108 151V152H107ZM126 151V152H125ZM185 151H187V152H185ZM209 151V152H208ZM214 151H217L216 153H213ZM225 151V152H224ZM228 151V152H227ZM235 151V152H234ZM34 152V153H33ZM83 152V153H82ZM89 152V153H88ZM115 152H116V156L115 157H117L116 159L114 158V155H115ZM119 152V153H118ZM140 152H142V153H140ZM183 152H185L184 154H183ZM190 152H192V153H190ZM59 153V154H58ZM100 153V154H99ZM107 155H106V154ZM125 153H126V155H125ZM134 153V154H133ZM138 153H139V155H138ZM173 153V154H172ZM179 153H180V155H179ZM205 153L208 155V156H205ZM210 153V154H209ZM212 153V154H211ZM240 153V154H239ZM41 154H43L42 156H41ZM46 156H45V155ZM56 154V155H55ZM76 154V155H75ZM79 154V155H78ZM80 154H82L81 156H80ZM90 154V155H89ZM95 156H94V155ZM99 156H98V155ZM112 154V155H111ZM131 154H133V156L131 155ZM141 154V155H140ZM154 154V155H153ZM177 154V155H176ZM191 154L193 155V154H195L194 156H191ZM204 154V155H203ZM235 154V155H234ZM246 154V153H245ZM33 155V156H32ZM51 155H53V156H51ZM78 155V156H77ZM92 155V156H91ZM102 155V156H101ZM134 155H136V157L134 158ZM144 155V156H143ZM152 155V156H151ZM158 155V156H157ZM174 155V156H173ZM179 155V156H178ZM184 157H183V156ZM253 155H256V156H253ZM55 156V157H54ZM61 156V157H60ZM77 156V157H76ZM84 156V157H83ZM87 156H89V157H87ZM108 156V157H107ZM156 156V157H155ZM187 156V157H186ZM197 158H196V157ZM200 156V157H199ZM203 158H202V157ZM250 156V157H249ZM44 157H45V159H44ZM58 157V158H57ZM83 157V158H82ZM92 157H93V159H92ZM98 157H99V159H98ZM101 157V158H100ZM108 159H107V158ZM113 157V158H112ZM130 157V158H129ZM142 157H143V159H142ZM178 157H180V158H178ZM186 157V158H185ZM191 157V158H190ZM231 157V158H230ZM233 157V158H232ZM249 157V158H248ZM251 157H253V158H251ZM56 158V159H55ZM60 158V159H59ZM76 158V159H75ZM235 158V159H234ZM42 159V160H41ZM63 159V160H62ZM78 159V160H77ZM85 159V160H84ZM95 159V160H94ZM106 159V160H105ZM127 159H129L128 161H127ZM135 161H134V160ZM149 159H151V160H149ZM183 159V160H182ZM185 159H187V160H185ZM193 159V160H192ZM229 159V160H228ZM233 159H234V161H233ZM76 160V161H75ZM82 160H84V161H82ZM113 160V161H112ZM175 160H177V161H175ZM179 160V161H178ZM191 160V162H189ZM207 160V161H206ZM208 160H210V161H208ZM39 161V162H38ZM79 161V162H78ZM174 161V162H173ZM192 161H194L195 163H196V161L197 162H199V161H201V162H203V163H198L199 164V166H196V165H198L197 163L195 164V166H194V164H193V162ZM235 161H237V162H235ZM41 162V163H40ZM48 162V163H47ZM78 162V163H77ZM89 162H91V163H89ZM102 162V164H101V166H100V163ZM107 162V163H106ZM112 162H114V165L113 166H117L116 168H114L115 170L117 169L118 171L119 170H121L120 172H118L117 170L115 171L116 173H114V172H111V174H115V178L116 177H118L117 179H115V181H116V183L118 182L119 183V181H120V183H119V185L120 184H122L121 185V187H120V190H123L125 193H131L129 196H121L120 198H121V200H122V197H124L123 199H125V200H127V201H125V200H122V201H120V203L119 204H121V206L118 204H114V206L113 205H111V207L109 208V207H107L106 206V208L105 207H103L102 205V207H100L101 208V210H97V212H98V214L99 215H101V214H103V215H101L102 217L101 218H99V220L100 221H98L97 219V217L99 216L98 214H96V216H95V214L93 215H91V212H90V214H89V212H87V214L85 213V214H82L81 212V214H82V216H80L81 214L78 212V211H75V210H71L70 212H72V214L71 213H69L70 215L69 216H71V217H79L80 219H83L84 218V220L86 219V216L85 215H87V217L89 218V220H88V218L86 219V220H88V221H90V222H95V221H98V222H101V228L100 229H102V231L100 230V229H98V230H100V232L98 231H96L97 233L95 234L96 235V239H95V237L93 238H91V237H89L91 234H92V232L94 231L93 229H92V232H90V233H88L87 231V233L88 234H85L84 232V234H85V236L87 235L88 236V238H91V241H89L88 240V238H87V236H86V238H85V236L83 237V238H85L87 241H85V239H84V241L86 242V243H88V241H89V243H91L90 245H91V249L88 247V246H90L89 244H86L84 241H83V239H79V241H78V243L79 242H84V245L83 244H81L80 245V243H79V245L81 246V249H80V246H77L78 244H76L77 242H76V240H77V236H76V239H75V237L73 238L72 237V240H74V244L73 245H71V244H68L67 246L69 247V245H71L70 247H72V248H69L70 250H69V252L71 253H65V249H63V247H62V249L64 250H62L61 251V254L64 256V254H70V255H68V257H63L62 258V255L60 256H58V255H56V253L57 254H59L60 253V251L59 250H56L57 248L56 247H60L61 246V244L59 245L58 244V246H57V243H59V242H55V241H52L51 239H50V237L49 236H47L46 235V237H45V235L44 234H38L39 232L38 231H35V234H36V232H37V234L35 235V234H33L34 233V229L33 230H31L32 229V227H30V228H28V229H26V230H28V231H25V230H19V232H15L16 230H17V228H16V230H15V228L14 229H12V226H10L11 224H9V223H16L15 222V220L16 221H18L17 220V218H18V215L15 213L16 212V210H18V209H20V208H22L21 207V205H20V201H22V203H23V201H25V200H28L27 198H28V195L29 196H34V195H30L29 193H27V195L25 194L26 192H29V190L30 189H32V188H30V186H31V184H32V181H33V175L35 176L38 172H40V171H44V170H46V169H48V168H54V169H56L57 168V166H58V168H57V170L59 169V168H62V169H59V170H62V171H64L65 173H66V175H72V176H74L76 173V175H78L79 173H80V175L82 174V172H88V171H92V170H94V169H97V168H100V169H103V168H105L104 166H102V165H104V164H111ZM128 162V163H127ZM132 162V163H131ZM134 162V163H133ZM170 162H172L171 164H170ZM180 162V163H179ZM181 162H182V164H181ZM187 162V163H186ZM205 162H207V164L205 163ZM225 162V163H224ZM234 162V163H233ZM245 162V163H244ZM248 162V163H247ZM253 162V163H252ZM256 162V163H255ZM87 163H88V165H87ZM118 163V164H117ZM166 163V164H165ZM191 163V164H190ZM224 163V164H223ZM250 163H251V165H250ZM256 165H255V164ZM54 164V165H53ZM59 164V165H58ZM64 164V165H63ZM78 164V165H77ZM80 164V165H79ZM108 164V165H109ZM174 164V165H173ZM189 164V165H188ZM203 164H204V166H203ZM212 164V165H211ZM226 164V165H225ZM236 164H237V167H236ZM248 164V165H247ZM97 165H98V167H97ZM169 165V166H168ZM171 165V166H170ZM176 165V166H175ZM179 165V166H178ZM181 165H183V166H181ZM214 165V166H213ZM222 165V166H221ZM53 166V167H52ZM88 166H89V168H88ZM105 166H107V165H105ZM161 166H162V168H161ZM164 166V167H163ZM181 166V167H180ZM186 166V167H185ZM196 167V169L194 168V167ZM206 166V167H205ZM208 166H209V168H208ZM211 166H213V167H211ZM226 166V167H225ZM249 166H252V169H251V167H249ZM261 166V167H260ZM94 169H93V168ZM109 167V166H108ZM121 167V168H120ZM160 167V168H159ZM170 167V168H169ZM184 167V168H183ZM187 167H188V169H187ZM198 167V168H197ZM201 167V168H200ZM126 168V169H125ZM164 168V169H163ZM176 168H179V169H176ZM183 168V169H182ZM200 168V169H199ZM213 168H215V169H213ZM228 170H227V169ZM233 169V170H230V169ZM234 168H235V170H234ZM247 168H249L248 170H247ZM257 168V169H256ZM259 168H260V170H259ZM170 169V170H169ZM185 169V170H184ZM191 169V170H190ZM202 169L205 171V172H203V174H201L200 173V171H202ZM221 169V170H220ZM224 169V170H223ZM237 169V170H236ZM246 169V170H245ZM254 169H256V170H254ZM37 170V171H36ZM82 170V171H81ZM84 170V171H83ZM123 170V171H122ZM162 170V171H161ZM168 170V171H167ZM193 170V171H192ZM195 170V171H194ZM213 170H217V171H213ZM109 171H112L111 169L109 170ZM108 171V176H104L103 177V179L105 178V177H110V178H113L114 179V177H113V175H110L109 176V174H110V172ZM127 171V172H126ZM132 171V172H131ZM172 171V174L174 175H171V172ZM184 171V172H183ZM198 171H199V173H198ZM208 171V172H207ZM211 171V172H210ZM240 171V172H239ZM257 171H260V172H257ZM35 172V173H34ZM182 172V173H181ZM190 172V173H189ZM215 172H217V173H215ZM222 172H223V174H222ZM225 172V173H224ZM231 172V173H230ZM263 172V173H262ZM89 173V172H88ZM105 173V172H104ZM128 173H130V175H132V176H130ZM164 173V174H163ZM166 173V174H165ZM186 173V174H185ZM206 173V174H205ZM228 173H230V174H234L233 176L232 175H230L229 176V174ZM238 173V174H237ZM242 173V174H241ZM257 173V174H256ZM259 173V174H258ZM107 174V172L105 173V175ZM215 174V175H214ZM219 174H221V175H219ZM225 174H227V175H225ZM243 174H244V176H243ZM255 174V175H254ZM104 175V174H103ZM120 175L123 177H120ZM165 175V176H164ZM196 175V174H195ZM223 175V176H222ZM240 175H242V176H240ZM250 175V176H249ZM129 176V177H128ZM141 176H143V177H141ZM170 176H172V179L170 178ZM198 176L196 177V178H198ZM247 176V177H246ZM260 176V177H259ZM262 176V177H261ZM33 177V178H32ZM125 177H126V179H125ZM131 177V178H130ZM159 177V178H158ZM30 180H29V179ZM122 178V179H121ZM129 178H130V180H129ZM134 178H135V180H136V178H137V181H134ZM139 178H141V179H139ZM146 178V179H145ZM178 178H179V176H178ZM253 178V177H252ZM262 178V179H261ZM125 179V180H124ZM145 179V181H144V183H143V180ZM152 179H153V181H152ZM160 179H162V180H160ZM25 180H27V181H25ZM128 180L129 181H134V182H136V183H134V186L132 187V188H128V184H131V182H128ZM138 180L140 181V182H142L141 184H139V182H138ZM151 180V181H150ZM155 180L156 181H158L159 182V186H158V182H155ZM160 180V181H159ZM166 180V181H165ZM168 180H169V182H168ZM31 181V182H30ZM124 182V183H122V182ZM150 182V183H148V182ZM161 181H163V187L161 188V185H162V182ZM26 182V183H25ZM263 182H264V180H263ZM23 183H25V184H23ZM125 183H127V184H125ZM155 183V184H154ZM23 184V185H22ZM29 186V187H27V185ZM123 184H125V188H123V189H121L122 188V186L124 187V185ZM136 184H139L138 186L136 185ZM150 184V185H149ZM154 184V186H152ZM157 184V185H156ZM25 185V186H24ZM118 184H117V186H119ZM132 185H133V183H132ZM132 185H130V186H132ZM141 185H142V187L144 188V190H143V188L141 187ZM147 185V186H146ZM261 185H263L264 186V184H261ZM126 186H127V188L129 189H127L126 188ZM129 186V187H130ZM158 188H157V187ZM260 187V188H262L261 190H260V192H257V191H255L254 193H252L253 192V190L252 191H246V193H245V195L243 194V198L242 199H244L245 198V200H246V198L248 197V198H253V199H255V198H257L258 199V204H255V206H252L251 207V205H249L250 207H251V209L249 210V208L250 207H246L247 209V211H250L251 213H253V214H251L250 212H247L246 211V213L245 214H247V216L248 217H252L253 218V216L255 217V216H257V215H259L260 214V212H263L264 211V187ZM14 187V188H13ZM145 187H147V188H145ZM149 187V188H148ZM135 188V190H133ZM150 188L152 189V190H150ZM156 188H157V190H156ZM163 188H164V190H163ZM167 188V190H165ZM259 188V189H260ZM149 189V190H148ZM47 190H49V189H47ZM126 190H127V192H126ZM138 190V191H137ZM160 190V192H158ZM161 190H162V192H161ZM172 190V189H171ZM170 190V191H171ZM132 191V192H131ZM136 191V192H135ZM168 193H167V192ZM18 192H19V194H18ZM20 192H22V193H20ZM33 192V191H32ZM31 192V193H32ZM133 192H134V194H133ZM142 192V193H141ZM152 192V193H151ZM166 192V193H165ZM173 192V191H172ZM14 193L16 194V195H14ZM125 193H123V194H125ZM154 193V194H153ZM166 195H164V194ZM169 193H170V196L169 197H171L170 199H169V197H168V195H169ZM247 193H252V194H247ZM262 193V194H261ZM13 194V195H12ZM174 194V193H173ZM255 194H258V195H255ZM50 195V198H53L54 197V199H55V195H53L52 196V194H49ZM133 195V196H132ZM138 195V196H137ZM140 195V196H139ZM145 197H144V196ZM146 195H147V197H146ZM150 195V196H149ZM157 195V196H156ZM247 195H249V196H247ZM259 195H260V197H259ZM263 195V197H262V199H261V201H259L260 199L259 198H261V196ZM36 196H38L37 198H35V200L36 199H39L38 201H40V202H42V200H40V197H39V195H36ZM137 196V197H136ZM175 196V197H174ZM127 197H128V199H127ZM133 197H134V200H133ZM140 197V198H139ZM164 197V198H163ZM165 197H166V199H165ZM30 198V197H29ZM33 198V197H32ZM32 198H30V199H32ZM139 198V199H138ZM22 199H24V200H22ZM34 199V198H33ZM137 199V200H136ZM172 199V200H171ZM8 201L7 203L5 202V201ZM35 200H33V201H35ZM137 202H136V201ZM148 200V201H147ZM164 200H166V201H164ZM167 200H168V202H167ZM173 200H175V201H173ZM248 200V199H247ZM12 201V202H11ZM14 201H16V202H14ZM37 200H36V206H38L39 204V202H38ZM61 201V200H60ZM139 201V202H138ZM124 202V203H123ZM229 202V201H228ZM263 202V203H262ZM13 203V204H12ZM16 203V204H15ZM123 203V204H122ZM171 205H170V204ZM223 203H225V202H223ZM223 203H218V205H215L214 207H222V206H224V204ZM261 203V204H260ZM5 204H7L8 205V207L7 206H5ZM10 204V205H9ZM18 204V205H17ZM32 204H34V206H35V202L34 203H32ZM217 204V203H216ZM228 203H225V206L227 205ZM263 204V205H262ZM12 205V206H11ZM13 205H15V206H17V208L18 209H15L16 207H14ZM20 205V206H19ZM137 205V206H136ZM261 205V208H259V206ZM4 206V207H3ZM12 207V209L10 210V207ZM109 206V205H108ZM126 208H125V207ZM128 206L129 207H132L131 209L130 208H128ZM135 206V207H134ZM138 206L140 207L139 209H141L143 212H141V210L140 211H138L139 209H138ZM164 206V207H163ZM195 206H197V204L195 205ZM204 207L202 208V209H204V211L203 212H205V214H206V212H208V210L207 211H205L206 209V207L208 206V205H203ZM206 206V207H205ZM248 206V205H247ZM257 206H258V208H259V210L258 209H255V207L257 208ZM7 207V208H6ZM171 207H173V208H171ZM201 207V206H200ZM200 207H194V209L195 208H200ZM254 207V208H253ZM5 208V209H4ZM105 210H104V209ZM108 208V209H107ZM134 208V209H133ZM143 208V209H142ZM167 208L170 210V213L168 212V210H167ZM189 209H192V211H193V208H190V206L188 207ZM253 208V209H252ZM13 209H15V210H13ZM166 210V212L165 211H163V210ZM261 209V210H260ZM13 210V212H11ZM104 210V211H103ZM118 210H119V212L120 213H118ZM123 210V211H122ZM131 210H135V212H130ZM145 210V211H144ZM161 210V211H160ZM173 210V211H172ZM178 210V211H177ZM254 210L257 212V214H256V212H254ZM106 211V212H105ZM122 211V212H121ZM124 211H126V212H124ZM190 211V210H189ZM17 212H19V211H17ZM101 212V213H100ZM103 212V213H102ZM130 212V213H129ZM161 212H164V213H161ZM174 212V213H173ZM179 212V213H178ZM191 212V211H190ZM189 212V213H190ZM4 213H9V214H4ZM12 213H13V216H12ZM132 213H133V215H132ZM137 213V214H136ZM152 213H153V215H152ZM157 213V214H156ZM173 213V215H171ZM175 213L177 214L176 216H175ZM259 213V214H258ZM1 214H3V215H1ZM74 214V215H73ZM126 214V215H125ZM139 214H141V215H139ZM154 214H155V216H154ZM166 214V215H165ZM255 214V215H254ZM14 215H16V216H14ZM75 215H77V216H75ZM94 216V217H89V216ZM119 215H121V216H119ZM127 215L129 216V217H127ZM134 215H136V216H134ZM140 216V219L138 220V218L139 217H137V216ZM147 216V217H142V216ZM150 217H149V216ZM250 215H252V216H250ZM3 216H5V217H3ZM10 216H12V217H14V219L11 221V219H12V217H10ZM133 216V217H132ZM155 217V219H154V217ZM164 216V217H163ZM166 216H167V219H166ZM177 216H178V218H177ZM1 217H3V219H1ZM17 217V218H16ZM83 217V218H82ZM123 220V219H125L124 221H122V220H120V218ZM132 217V218H131ZM153 217V218H152ZM11 218V219H10ZM16 218V219H15ZM94 218V219H93ZM102 218H103V220L104 221H101L102 220ZM127 218V219H126ZM133 218H135V219H133ZM137 218V219H136ZM146 220H145V219ZM149 218H152L151 220L149 219ZM159 218V219H158ZM165 218V219H164ZM176 218V219H175ZM251 218V219H252ZM79 219V220H80ZM129 219V220H128ZM130 219H131V222H130ZM145 222V224H144V222H142V220ZM158 219V220H157ZM162 219V220H161ZM78 220V221H79ZM117 220H120V221H117ZM126 220H128V221H126ZM133 220V221H132ZM134 220H137V221H134ZM150 220V221H149ZM157 220V221H156ZM174 220H176V221H174ZM78 221H76L75 223L77 224V225H75V223L73 222V219H71V231L73 230V229H75V227H77V231L80 233V232H82L81 231V229H80V225L79 224H81L82 226H81V228L83 229V231H85V229H87V230H89L88 228H90L89 226H90V224L88 223V222H85V221H81V222H79L78 223ZM106 221H107V223H106ZM123 223H122V222ZM141 221V222H140ZM149 221V222H148ZM154 221H156V223L159 225V227L160 228H162L161 230L159 229V227H156L157 229L156 230H153V227L151 228L152 230H150L149 228L151 227V225L152 224H155V222ZM163 221V222H162ZM7 222V223H6ZM73 222V223H72ZM119 222V223H118ZM127 222H129V223H127ZM134 222V223H133ZM135 222H136V224H138L137 226H139L140 225V229H136L137 230V232H136V230L134 229H132V228H130L129 226H136L135 225ZM138 222V223H137ZM150 223V222H153V223H150V224H148V223ZM173 222H171V223H173ZM86 223L87 224H89V226H86L85 227V225H86ZM106 223V224H105ZM120 223H121V225H123V226H118L117 227V225H120ZM130 223H132V224H130ZM160 223V224H159ZM2 224H4V225H2ZM5 224H7V225H5ZM75 226H74V225ZM104 224V225H103ZM130 224V225H129ZM142 224V225H141ZM161 224H162V226H161ZM9 225V226H8ZM13 225V224H12ZM73 225V226H72ZM83 225H84V227H85V229H84V227H83ZM104 226V228H102L103 226ZM106 225V226H105ZM146 225V226H145ZM156 225V224H155ZM157 225V226H158ZM176 225V224H175ZM131 226V227H132ZM141 226H142V228H141ZM149 226V227H148ZM154 226V225H153ZM167 226V225H166ZM10 227H11V229H10ZM73 227V228H72ZM120 227V229H124L125 230V235L124 234H122V236H120V235H118V237H117V235H116V233L117 232H115V231H117L118 229L117 228H119ZM123 227H125V228H123ZM127 227H129L130 228V230H129V228H127ZM146 227V228H145ZM170 227H172L173 228V230L175 231V232H177V227H174L173 225H171ZM6 230H5V229ZM114 228H116L115 230H114ZM138 228V227H137ZM194 230H195V228L196 227H192ZM8 229H10V231H8ZM128 229V230H127ZM133 231H132V230ZM143 229V230H142ZM146 229L148 230V232L146 231ZM158 229H159V231H161V232H159L158 231ZM193 229H190V231L192 232V231H194ZM2 230H5V231H2ZM13 230H15V231H13ZM80 230V231H79ZM124 230H121V231H123L124 232ZM141 230V231H140ZM22 231V232H21ZM23 231H24V233H23ZM70 231V233H73V232H71ZM76 231V230H75ZM89 231H91V230H89ZM130 232L129 234H128V232ZM149 231H151V232H149ZM153 231H155V233L153 232ZM156 231H158L159 233H157ZM9 232V233H8ZM13 233V236H11L12 235V233ZM14 232H15V235H14ZM32 232V234H29V233H31ZM115 232V233H114ZM127 232V233H126ZM11 233V234H10ZM77 233V232H76ZM94 233H95V231H94ZM94 233L92 234V236L94 235ZM138 233V234H137ZM140 233V234H139ZM149 233V234H148ZM152 235H151V234ZM157 233V234H156ZM28 234V235H27ZM118 234V233H117ZM128 234V235H127ZM159 234V235H158ZM8 235H9V237H8ZM74 235V234H73ZM72 235V236H73ZM76 235V234H75ZM77 235H79V234H77ZM83 235V234H82ZM94 235V236H95ZM97 235H100L101 236V239H98V238H100V236L98 237ZM130 235V239H134V241H132L131 243H135L136 241L135 240H137V242L139 243V244H141L140 246H139V244L138 243H135V245H133V244H129L130 246H128V244H126V242L125 241H127V238H129V237H127V236H129ZM132 235V236H131ZM135 235V236H134ZM161 235V236H160ZM39 236V237H38ZM80 236V235H79ZM79 236H78V238H79ZM125 236H126V238H125ZM155 236V238H153V237ZM119 238V241L120 240H122L123 238L124 239H126V240H123V241H120V242H124L126 245H127V247L125 246V244H122L121 245V247H120V249H118L119 251L117 252V253H113V252H115L114 250V248L113 247H115V248H118L117 246V244H120L119 242L118 243H114V241L115 240H111V239H115V238ZM123 237V238H122ZM131 237H133V238H131ZM150 237V238H149ZM159 237V238H158ZM6 238V239H5ZM82 238V237H81ZM121 238V239H120ZM142 239V240H139V239ZM145 238V239H144ZM160 238H162V240H160ZM47 239L49 240V241H47ZM95 239V240H94ZM97 239L98 240H100V241H97ZM190 239H192V238H190ZM7 240V241H6ZM11 240V241H10ZM80 240H82V241H80ZM93 240V241H92ZM118 239H116V241H117ZM153 240H155V241H153ZM14 241H15V244H13L14 243ZM115 241V242H116ZM143 241V242H142ZM145 241V242H144ZM150 241H151V243H150ZM153 241V242H152ZM158 241V242H157ZM162 243H161V242ZM10 243V244H8V243ZM43 242H45V243H43ZM51 242H54V243H56V246H55V244H54V246H55V252L53 251V253L55 254V255H53V253H52V255H50L51 253H50V248L49 247H51V246H49V245H52L53 246V243H51ZM94 242V243H93ZM143 244H145V245H143ZM149 242V243H148ZM160 242V243H159ZM165 244H164V243ZM223 241L221 240H219V243H217L218 245H216V246H221V245H223V243H222ZM12 243V244H11ZM69 243H71V242H69ZM154 243V244H153ZM158 245H157V244ZM222 243V244H221ZM76 244V245H75ZM114 244V245H113ZM138 244V245H137ZM152 244V245H151ZM155 244H156V247H155ZM219 244H221V245H219ZM14 245V246H13ZM48 245V246H47ZM96 245L98 246L97 248H96ZM117 245V246H116ZM131 245H133V246H131ZM144 247H143V246ZM148 245H149V247H148ZM163 245H164V247H163ZM9 246V248H7ZM53 246V247H54ZM63 246V245H62ZM74 246V247H73ZM76 246V247H75ZM88 248H87V247ZM120 246V245H119ZM135 246V247H134ZM137 246H139V247H137ZM146 246V247H145ZM152 246H154V247H152ZM161 246V247H160ZM2 247V248H1ZM6 247V248H5ZM45 247H46V249H45ZM78 247V248H77ZM92 247H94V248H92ZM101 247H103L104 249H101ZM130 247V250L129 249H127V248H129ZM140 247H141V249H142V247H143V250H141L140 249ZM4 248V249H3ZM11 248V249H10ZM12 248H13V250H12ZM49 248V249H48ZM61 248V247H60ZM59 248V249H60ZM67 248V247H66ZM85 248H86V250H85ZM98 248L100 249V250H98ZM146 248V249H145ZM150 249V250H148V249ZM152 248V249H151ZM154 248H156V249H154ZM159 248V249H158ZM161 248V249H160ZM165 248V249H164ZM6 249V250H5ZM9 249V250H8ZM68 249V248H67ZM72 249H73V251H72ZM87 249H88V251H87ZM97 249V251H95ZM140 249V250H139ZM154 249V250H153ZM167 249V250H166ZM46 250L48 251V252H46ZM76 250V251H75ZM90 250V251H89ZM92 250H93V252H92ZM165 250H166V253H165ZM8 251V252H7ZM9 251L10 252H12L11 254L9 253ZM18 251V252H17ZM58 251H59V253H58ZM78 251H79V253H78ZM84 251H86V252H84ZM134 251V250H133ZM132 250H131V252H129V254L130 255H133L134 256V254H132V252H133ZM154 251V252H153ZM163 251V252H162ZM7 252V253H6ZM39 252H41V253H39ZM73 252V253H72ZM95 252V253H94ZM98 254H97V253ZM134 252V253H135ZM29 253H30V255H29ZM76 253V254H75ZM80 253H82V254H80ZM100 253V254H99ZM121 253V252H120ZM122 253H123V251H122ZM127 253H123V254H121L122 255V257H124V256H126L127 258L130 256H128V255H126ZM148 254V253H146V254H148V259H150V256H151V254ZM9 254V255H8ZM15 254V258H14V256L13 255ZM46 254H48L47 256H46ZM73 254V255H72ZM83 254H84V256H83ZM141 254V253H140ZM81 257H80V256ZM143 255V254H142ZM174 255H176V254H174ZM10 256H11V258H10ZM18 256V257H17ZM38 256H42L41 258L42 259H40V257H38ZM43 256H44V259H43ZM54 256H55V258H54ZM67 256V255H66ZM79 258H77V257ZM118 256V257H117ZM131 257L132 258V261H133V259H134V257ZM141 256V255H140ZM13 257V258H12ZM32 257V258H31ZM70 257H72L71 259H70ZM75 257H76V259H75ZM86 258V259H83V258ZM126 257L125 258H119V260H118V263L119 264H124L125 262H124V259L125 260H127L126 262H128L129 260L128 259H126ZM146 257V256H145ZM176 257V256H175ZM2 258H3V260H2ZM49 259V260H47V259ZM61 258H62V261H61ZM67 258H68V260H70V261H68L67 260ZM82 258V259H81ZM142 259H144V256H142L141 257ZM140 258V259H141ZM154 257L152 256V259H153ZM170 258V259H169ZM28 259V260H29ZM58 259V260H57ZM81 259V260H80ZM123 259V260H122ZM137 261H134L135 263L134 264H142V263H139V262H142L140 259H139V256H137ZM136 259H134V260H136ZM138 259H139V261H138ZM172 259V260H171ZM175 259V258H174ZM14 260V261H13ZM44 260V261H43ZM65 260V261H64ZM67 260V261H66ZM74 260H80V261H78V263H77V261L76 262H74ZM82 260H84V261H82ZM113 260V261H112ZM116 260V261H115ZM121 260H122V262H121ZM146 260V259H145ZM145 260H143V263L145 264ZM151 260V259H150ZM150 260H148V261H150ZM164 260V259H163ZM171 260V261H170ZM10 261V262H9ZM13 261V262H12ZM61 261V262H60ZM131 261V260H130ZM170 261V262H169ZM42 262H40L41 264H43ZM48 262V263H47ZM59 262V263H58ZM72 262V263H71ZM88 262V263H87ZM165 262V263H166ZM33 263V264H34ZM84 263V264H85ZM133 263V262H132ZM132 263H130V264H132ZM148 263V262H147ZM127 264H129V263H127ZM149 264V263H148Z\"/></svg>",
    "mask_w": 264,
    "mask_h": 264
}]
</instances>
